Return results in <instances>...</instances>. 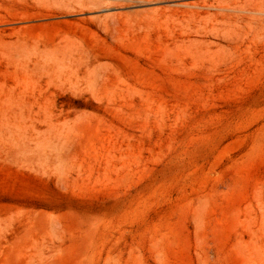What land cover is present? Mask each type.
Returning <instances> with one entry per match:
<instances>
[{
	"label": "rangeland",
	"instance_id": "374dc122",
	"mask_svg": "<svg viewBox=\"0 0 264 264\" xmlns=\"http://www.w3.org/2000/svg\"><path fill=\"white\" fill-rule=\"evenodd\" d=\"M74 1L0 0V264H264V0Z\"/></svg>",
	"mask_w": 264,
	"mask_h": 264
},
{
	"label": "bare ground",
	"instance_id": "6f19581e",
	"mask_svg": "<svg viewBox=\"0 0 264 264\" xmlns=\"http://www.w3.org/2000/svg\"><path fill=\"white\" fill-rule=\"evenodd\" d=\"M129 1H132V0H76L73 3H68L64 8H62L61 13L67 15V14L75 13V12L93 11V10L98 9V8H109V7H112L115 5L124 6L125 3L129 2ZM140 1H150V0H140ZM209 4L210 3H208V2H204V3L191 2V3H186L185 6L191 7V8L215 7L219 11L216 13V16H217L216 21L221 23V24L227 23L229 21V19H230L229 14L230 13H223V14H221L222 15L221 19H218V15L220 14V11L222 12L225 10H235V9L230 8L229 6H221V5L220 6H214L212 4H210V5ZM238 8L241 9L242 7H236L237 10H239ZM243 8L245 9V7H243ZM254 10H256V9H254ZM56 11L59 12V10H56ZM187 12H188V14H190L191 19H197V18H199L200 15H202L201 12L197 11V10H189V11L187 10ZM54 15H56V13L47 12L46 14L43 15V17H52ZM213 28H217V26L214 25ZM13 34H15V32ZM177 43L185 44L189 48L195 47L194 45H198V47H199V44H201V45L204 44V45H206L207 52H211L212 42H208V40L205 37H193V38L192 37H180L176 40V44ZM79 45H78V43H76L75 50H78L77 48ZM216 45L218 46V48L221 47L220 49L222 50V44L221 43L216 42ZM21 48L23 49V46L20 47L19 49L18 48L17 49L20 50ZM17 49H16V51H17ZM25 49H23V50H25ZM72 49H74V44L73 43H66L65 45H62L59 47H54L53 49L51 48L50 50L45 49L44 53L42 52V50H41V52L43 53V56L46 57L47 60L50 58L51 61H54L56 66H58V65L62 66V65H65L66 63H68V60L71 59L70 58V52L73 51ZM199 49H201V48L199 47ZM23 50H22L23 56L21 55L22 56L21 57L19 55V57H21V58H23L25 55H28V53L26 54V51L28 49H26L25 52H23ZM82 50H83V47H82ZM223 51H224V48H223ZM74 53H75V51H74ZM43 56H41V57H43ZM74 59L72 62H74ZM77 59H81V57L77 58ZM19 61H20V59H19ZM42 61H44L45 63L48 62L45 59ZM78 62H79V60H78ZM54 63H52V64L54 65ZM66 65H68V64H66ZM70 65H71V63H70Z\"/></svg>",
	"mask_w": 264,
	"mask_h": 264
}]
</instances>
